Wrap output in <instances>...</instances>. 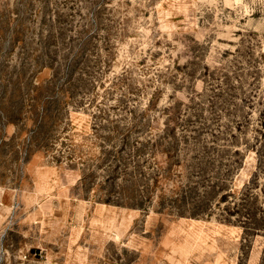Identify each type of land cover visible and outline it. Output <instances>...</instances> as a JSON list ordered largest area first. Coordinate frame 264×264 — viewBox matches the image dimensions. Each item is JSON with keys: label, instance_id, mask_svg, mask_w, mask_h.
<instances>
[{"label": "rangeland", "instance_id": "obj_1", "mask_svg": "<svg viewBox=\"0 0 264 264\" xmlns=\"http://www.w3.org/2000/svg\"><path fill=\"white\" fill-rule=\"evenodd\" d=\"M262 123L264 0H0V264H263Z\"/></svg>", "mask_w": 264, "mask_h": 264}, {"label": "trees", "instance_id": "obj_2", "mask_svg": "<svg viewBox=\"0 0 264 264\" xmlns=\"http://www.w3.org/2000/svg\"><path fill=\"white\" fill-rule=\"evenodd\" d=\"M255 178L254 182H248L239 190L233 188L223 190L218 201L219 211L224 219L231 221L233 217L234 221L243 224L245 229L264 231V187L260 189V192H255L253 185L258 182ZM109 195L108 200L124 201L127 199L130 202L129 196H125L127 194L124 192L123 194L120 191L110 192ZM195 207L198 210H204L202 204Z\"/></svg>", "mask_w": 264, "mask_h": 264}]
</instances>
